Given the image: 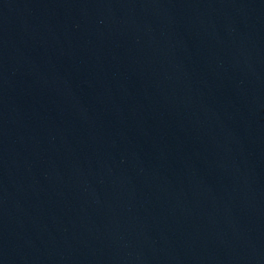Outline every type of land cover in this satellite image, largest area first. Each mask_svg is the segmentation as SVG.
<instances>
[{
  "label": "water",
  "instance_id": "water-1",
  "mask_svg": "<svg viewBox=\"0 0 264 264\" xmlns=\"http://www.w3.org/2000/svg\"><path fill=\"white\" fill-rule=\"evenodd\" d=\"M0 264H264V0H0Z\"/></svg>",
  "mask_w": 264,
  "mask_h": 264
}]
</instances>
